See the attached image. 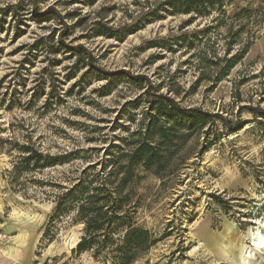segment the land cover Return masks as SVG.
Wrapping results in <instances>:
<instances>
[{
    "label": "rangeland",
    "instance_id": "1",
    "mask_svg": "<svg viewBox=\"0 0 264 264\" xmlns=\"http://www.w3.org/2000/svg\"><path fill=\"white\" fill-rule=\"evenodd\" d=\"M164 1L0 0V264H100L71 254L81 228L67 219L42 237L52 191L37 181L128 150L152 94L214 118L177 132L163 187L140 174L139 220L162 240L135 264H236L243 245L249 264H264L252 246L264 235V118L253 112H264V0H212L200 16L155 11ZM98 27L121 34H91ZM14 144L69 156L11 182Z\"/></svg>",
    "mask_w": 264,
    "mask_h": 264
},
{
    "label": "trees",
    "instance_id": "2",
    "mask_svg": "<svg viewBox=\"0 0 264 264\" xmlns=\"http://www.w3.org/2000/svg\"><path fill=\"white\" fill-rule=\"evenodd\" d=\"M211 2L212 0H166L155 11L163 8L165 13L173 15L200 16L211 8ZM242 12L247 13L248 10L244 9ZM131 31H136V28ZM91 34L118 38L121 33L98 27ZM251 38L252 35L248 40ZM247 46L248 43L238 55L225 61L224 67L219 70L220 76H225L242 59ZM70 51L85 57L91 65V53L82 45H77ZM141 79L143 77H130L132 81ZM145 95H149V92ZM152 96L154 99L148 109L152 113L148 114V123L143 131L133 135L136 139L127 145L128 150L120 149L116 159L108 158L80 171L72 170L62 178L48 175L37 181V184L52 191L53 208L47 217L43 238L48 236L51 241L61 228L57 223L67 219L71 225L81 228V235L71 254L80 256L89 253L100 264H135L162 240V237H157L140 223L139 216L143 207V198L138 190L143 179L140 174L153 176L163 187L172 167V149L178 144L177 132L185 130L191 134L211 122L214 116L196 109L181 108L174 99L166 95ZM253 112L264 118L263 111ZM159 119H164L167 126L158 125ZM188 137L189 135H185V138ZM15 146L18 145L14 144V148ZM68 156L69 154L51 156L32 145L18 146L9 172L10 180L13 182L18 175L54 169L62 165Z\"/></svg>",
    "mask_w": 264,
    "mask_h": 264
},
{
    "label": "bare ground",
    "instance_id": "3",
    "mask_svg": "<svg viewBox=\"0 0 264 264\" xmlns=\"http://www.w3.org/2000/svg\"><path fill=\"white\" fill-rule=\"evenodd\" d=\"M252 246L254 247V249H256L257 251L260 249H264V235H261V233L259 232V230H256L255 233L252 234ZM244 250H242L238 256V260L236 262V264H249V260H250V252L246 251L247 248H245V246L243 245Z\"/></svg>",
    "mask_w": 264,
    "mask_h": 264
}]
</instances>
